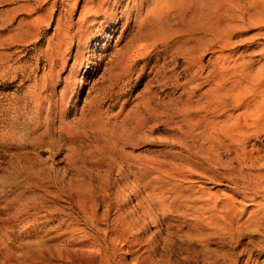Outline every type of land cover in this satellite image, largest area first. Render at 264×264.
<instances>
[{"label":"rangeland","instance_id":"obj_1","mask_svg":"<svg viewBox=\"0 0 264 264\" xmlns=\"http://www.w3.org/2000/svg\"><path fill=\"white\" fill-rule=\"evenodd\" d=\"M200 1L0 0V264H264V0Z\"/></svg>","mask_w":264,"mask_h":264},{"label":"bare ground","instance_id":"obj_2","mask_svg":"<svg viewBox=\"0 0 264 264\" xmlns=\"http://www.w3.org/2000/svg\"><path fill=\"white\" fill-rule=\"evenodd\" d=\"M197 1V0H196ZM199 1V0H198ZM202 1V0H201ZM200 1V2H201ZM199 2V3H200ZM202 3V2H201ZM189 5V4H188ZM199 7V6H198ZM206 7V6H205ZM204 7V8H205ZM192 8V7H191ZM194 9V8H193ZM199 9V8H198ZM200 9H202V8H200ZM192 10V9H191ZM195 10V9H194ZM196 11V10H195ZM192 12V11H191ZM197 12V11H196ZM198 12H201V11H198ZM203 12H204V10H203ZM193 13H194V11H193ZM206 13V12H205ZM203 14V13H202ZM192 15V14H191ZM196 15V14H195ZM198 15V14H197ZM205 15H207V13L205 14ZM189 16V15H188ZM84 17V16H83ZM198 17V16H197ZM188 18V17H187ZM195 19V18H194ZM193 22V21H192ZM58 23V22H57ZM225 25V24H224ZM69 26V25H68ZM57 27H59V26H56V28ZM225 28V27H224ZM192 29V28H191ZM198 29V28H197ZM223 29V28H222ZM193 30V29H192ZM210 30V29H209ZM202 31V30H201ZM212 32V34H210V35H213V33L215 32V29H214V31L213 30H211ZM195 32V31H194ZM198 32V31H197ZM196 32V33H197ZM200 32V31H199ZM208 32V31H207ZM206 32V33H207ZM210 32V31H209ZM218 32V31H217ZM187 33V32H186ZM205 33V34H206ZM204 34V35H205ZM216 35H217V33H215ZM220 34V33H219ZM196 35V34H195ZM223 35V34H222ZM195 38V37H194ZM213 38V37H212ZM222 38V37H221ZM225 38H227V37H225ZM196 39V38H195ZM194 39V40H195ZM201 39V38H200ZM192 40V39H191ZM198 40V39H197ZM220 41H222V43H223V46H225L226 45V42L227 41H224L223 39L221 40L220 39ZM202 44V43H201ZM188 54H190V53H188ZM264 54V53H263ZM196 55V54H195ZM186 56V55H185ZM194 59V58H193ZM191 60V59H190ZM197 60V59H196ZM188 63V62H187ZM241 64V63H240ZM247 64V63H246ZM225 65V64H224ZM243 65V64H242ZM242 65H240V66H242ZM190 66V65H189ZM227 66V65H226ZM229 66V65H228ZM237 65H235L234 63H233V65L231 66V68L232 69H237V68H239L240 69V67L239 66H237ZM244 66V65H243ZM262 67V66H261ZM260 67V70L261 69H263V68H261ZM224 68V67H223ZM247 68V67H246ZM225 69H226V67H225ZM241 69H242V67H241ZM240 69V70H241ZM244 69V68H243ZM250 69V68H249ZM257 69V68H256ZM222 72V71H221ZM228 72V71H227ZM235 72V71H234ZM243 72H245V71H243ZM259 72V70L257 71V74L259 75V78L257 79V75H256V77H254V76H252V77H254L253 78V80H255V78L257 79V81H254L255 83H256V85L254 86L255 87V90H257L256 92L257 93H259V97H258V99H260V100H256V102H255V110H253V112L252 113H245V114H243L242 116H240L239 118H234L235 119V121H234V123H232L231 124V131L229 132L230 134H228V136H225V138H227L228 139V142L229 143H233V142H237L236 144H238L239 143V145H241V144H243V143H245V142H247V140L250 138V137H257L258 138V135L260 136V134H262V135H264V73H261L260 72V74L258 73ZM215 73V72H214ZM242 73V72H241ZM248 74V72H245L244 73V75H247ZM251 73V72H250ZM215 76V75H214ZM227 76V75H226ZM241 76V75H240ZM248 76V75H247ZM219 77V76H218ZM225 77V76H224ZM223 77V78H224ZM238 77V76H237ZM244 77V76H243ZM250 76H248V77H246V79L248 80V78H249ZM235 78V77H234ZM217 79V78H216ZM220 80V79H219ZM227 80V79H226ZM235 80V79H234ZM252 80V79H251ZM249 81V80H248ZM230 82V81H229ZM247 82V81H246ZM252 82V81H251ZM241 83V82H240ZM240 83H239V85H240ZM255 83H253V84H255ZM258 83H259V85H258ZM251 85H252V83H251ZM243 86V85H242ZM238 87V86H237ZM240 87V86H239ZM252 88V87H251ZM254 89V88H253ZM254 90V91H255ZM217 95V94H216ZM251 95V94H250ZM258 96V95H257ZM222 102H223V100L220 98V101H218V102H216L217 104L216 105H220V104H222ZM246 102V101H245ZM242 103V102H241ZM247 103H248V100H247ZM252 104H254L253 102H252ZM223 105H225V104H223ZM222 106V105H221ZM254 106V105H253ZM242 107V106H241ZM222 108V107H221ZM243 108V107H242ZM247 109V108H246ZM248 109H250L249 107H248ZM212 112V111H211ZM202 117V116H201ZM194 119V118H193ZM196 119V118H195ZM204 119V118H203ZM227 119V118H226ZM228 120V119H227ZM221 122V121H220ZM223 123V122H222ZM213 122H212V125H210V122H203V120L202 119H196V120H190V121H188L187 122V125L185 124V126L184 127H186L187 129H188V127L190 128V127H192V128H190V129H188V132L189 133H194V131H196V129H200V131L198 132L199 134H201L203 137H202V140H204V143H206L207 145H206V149L205 150H203V149H201V148H199V150H193L192 148H190L189 146L186 148L187 149V154L190 156V157H198L199 159H202V158H204L203 156L205 155V154H209L210 155V153L212 152V151H214V149H215V147H214V143L216 144V145H222V143H223V141L221 142V141H217V142H214V129H213ZM218 124V123H217ZM184 125V124H183ZM220 128V130H219V132L221 133V131H222V128L221 127H219ZM217 129V128H216ZM210 131H212V133H211V135H210V133H208V132H210ZM217 131H218V129H217ZM217 133V132H216ZM184 134V133H183ZM222 134V133H221ZM185 136V135H184ZM193 136V135H192ZM194 136H196V135H194ZM198 136V135H197ZM196 136V137H197ZM218 136V135H217ZM182 137H183V135H182ZM218 137H220V135L218 136ZM217 137V138H218ZM189 138V137H188ZM224 138V139H225ZM184 139V138H183ZM187 139V138H186ZM222 139V138H221ZM195 140H196V138H195ZM202 140L200 141V142H202ZM191 142V141H190ZM195 142V141H194ZM199 142V143H200ZM227 145V144H226ZM203 146V145H202ZM225 146V145H224ZM231 146V145H230ZM238 146V145H237ZM197 147V146H196ZM241 147H243V146H241ZM229 148V147H228ZM254 148V147H253ZM186 149H184V150H186ZM243 150H244V148H243ZM195 151V152H194ZM196 151H198V152H196ZM118 155H119V153H118ZM244 156V155H243ZM247 156V155H246ZM261 156V155H260ZM245 157V156H244ZM244 157H242V158H244ZM246 158V157H245ZM193 159H195V158H193ZM192 159V160H193ZM248 160H249V158H248ZM198 162L199 161H201V160H197ZM196 161V162H197ZM243 161V160H242ZM195 162V161H194ZM250 162V161H249ZM261 162V161H260ZM202 163V162H201ZM254 163V162H253ZM163 164V163H162ZM198 164H200V163H198ZM243 164H244V162H243ZM156 165V164H155ZM157 167V166H156ZM188 168V167H187ZM156 169V168H155ZM189 169L191 170V171H193V170H197V165H195V164H189ZM160 170V169H159ZM176 171H180L179 169H176ZM163 172V171H162ZM239 172H241V171H239ZM180 173H181V171H180ZM185 173V172H184ZM244 175V174H243ZM234 176H236V175H234ZM260 177V176H259ZM231 178V177H230ZM232 179V178H231ZM84 187V186H83ZM86 187V186H85ZM87 188V187H86ZM94 188V187H93ZM84 189V188H83ZM90 189V188H89ZM101 189V188H100ZM99 189V190H100ZM107 189V188H106ZM86 190H88V189H86ZM96 190V189H95ZM98 190V191H99ZM97 191V192H98ZM103 191V188H102V190H101V192ZM86 192V191H85ZM90 192V191H89ZM104 192V191H103ZM91 193V192H90ZM86 194V193H85ZM91 195V194H90ZM92 195H94V194H92ZM91 195V196H92ZM97 195V194H96ZM105 195V194H104ZM84 196V195H83ZM84 197H86V196H84ZM100 197H101V195H100ZM104 196H102V198H103ZM88 198H89V196H88ZM81 200H82V198H81ZM89 200V199H88ZM117 200V199H116ZM84 201V200H83ZM194 205V204H193ZM36 207H37V205H36ZM35 207V208H36ZM210 208H211V206H209ZM208 207V209L210 210V208ZM213 208V207H212ZM211 208V209H212ZM199 210V209H198ZM204 210V209H203ZM205 210H206V207H205ZM201 211H202V209H201ZM207 211V210H206ZM206 211H204L203 213H205ZM210 218V217H209ZM5 248V247H4ZM6 249V248H5ZM5 249H3L2 247H0V254L2 255V257L3 258H5V259H7V260H11V259H14V260H16V259H18V257H12V255L11 254H9L8 252H7V250H5ZM16 256V255H15ZM18 262V261H17ZM24 262H25V260H24ZM23 262V263H24Z\"/></svg>","mask_w":264,"mask_h":264}]
</instances>
